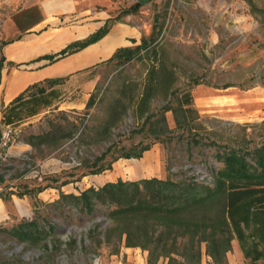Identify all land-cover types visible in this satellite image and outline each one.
Returning <instances> with one entry per match:
<instances>
[{
	"label": "rangeland",
	"instance_id": "rangeland-1",
	"mask_svg": "<svg viewBox=\"0 0 264 264\" xmlns=\"http://www.w3.org/2000/svg\"><path fill=\"white\" fill-rule=\"evenodd\" d=\"M50 1L0 0V87L5 71L18 65L6 59V42L50 27L75 29L99 22L100 27L117 28L126 24L137 30L130 47L149 37L154 27L156 40L150 47L155 45L157 52L143 50V58L124 64L105 60L30 89L29 94L40 89L55 91L46 97L49 107L15 124L18 137L0 145V227L10 228L23 217L40 214L54 225L55 232L45 246L44 242L30 246L0 232V264H167L163 258L149 262L147 250L118 242L110 231L113 221L107 217V208L97 206L87 214L57 200L61 192L79 194L89 186L119 178L176 179L195 174L204 179L208 178L205 159L219 165L213 159L214 148L189 145L186 138L175 135L167 142L151 144L140 158L119 157L111 169L90 173L150 142L146 133L132 130L139 126L135 109L147 71L159 58L175 65L178 84L191 77L202 81L192 88L193 102L203 127L217 144L245 140L251 147L264 143V0H150L145 4L138 0H60L70 4V11L57 12L51 23L37 25L46 16ZM227 83L232 85L221 88ZM163 102L160 97L152 109ZM166 119L174 128L171 111L166 112ZM4 128L0 123V131ZM46 132L50 136L45 143L30 139ZM109 147L105 158L94 163ZM200 250V264H216L205 254L204 243ZM222 264H248L236 239ZM255 264H264V260Z\"/></svg>",
	"mask_w": 264,
	"mask_h": 264
},
{
	"label": "trees",
	"instance_id": "trees-1",
	"mask_svg": "<svg viewBox=\"0 0 264 264\" xmlns=\"http://www.w3.org/2000/svg\"><path fill=\"white\" fill-rule=\"evenodd\" d=\"M109 30V26L100 27L84 39L75 40L45 58L53 61L74 53L98 41ZM154 32L153 27L150 36L142 37L134 47L117 48L107 61L124 64L136 57L143 58L140 53L143 50L157 52L155 45L150 47L156 40ZM174 66L163 58L157 59L147 71L137 102L135 115L139 126L132 131L146 133L150 142L139 150L129 149L90 173L111 169L112 162L119 157L140 158L151 144L167 142L176 135L186 138L189 145L214 148L213 159L219 165L215 167L207 159L203 161L208 178L198 179L195 174H183L176 179L171 176L163 179L119 178L99 187L89 186L79 194L61 192L57 203L70 204L87 214L94 212L97 206L107 208V217L113 221L110 231L115 233L118 242L124 240L125 246L147 250L149 262L155 263L163 258L168 260L167 264H200V245L204 243L205 254L216 264H222L226 253L231 250V242L236 239L244 259L248 264H255L264 260V143L251 147L245 140L235 145L217 144L212 133L203 127L193 102L192 88L202 81L191 77L178 84ZM57 79L61 78L49 81ZM36 85L29 86L3 108L1 124L17 127L15 124L39 114L50 105L46 97L55 88L29 94ZM231 85L227 83L221 88ZM160 97L164 102L153 110L152 103ZM168 111L173 115L174 128L168 126ZM49 136L50 133L46 132L30 139L45 143ZM110 149L95 157L94 163L104 159ZM0 232L30 246L43 242L45 246L55 227L37 214L21 218L10 228L0 227Z\"/></svg>",
	"mask_w": 264,
	"mask_h": 264
},
{
	"label": "crops",
	"instance_id": "crops-1",
	"mask_svg": "<svg viewBox=\"0 0 264 264\" xmlns=\"http://www.w3.org/2000/svg\"><path fill=\"white\" fill-rule=\"evenodd\" d=\"M59 1L52 0L47 4L46 16L37 25L51 23V19L55 18L57 12L70 11V4ZM54 6L61 8L53 9ZM100 26L101 23L97 22L94 26L89 23L75 29L58 30V28L50 27L39 34L32 32L28 33L27 37L8 41L4 48L5 57L9 62L18 65L7 69L3 75L0 87V123L3 108L29 86L46 80L71 76L105 61L117 48L129 46L133 42L130 38H133L137 32L136 28L126 24L117 28L112 27L101 39L74 53L54 58L53 61L45 58L59 52L69 43L85 38ZM2 206L0 201V216Z\"/></svg>",
	"mask_w": 264,
	"mask_h": 264
},
{
	"label": "built area",
	"instance_id": "built-area-1",
	"mask_svg": "<svg viewBox=\"0 0 264 264\" xmlns=\"http://www.w3.org/2000/svg\"><path fill=\"white\" fill-rule=\"evenodd\" d=\"M20 130L18 127L7 126L0 134V145L5 146L10 141L18 137Z\"/></svg>",
	"mask_w": 264,
	"mask_h": 264
},
{
	"label": "water",
	"instance_id": "water-1",
	"mask_svg": "<svg viewBox=\"0 0 264 264\" xmlns=\"http://www.w3.org/2000/svg\"><path fill=\"white\" fill-rule=\"evenodd\" d=\"M150 0H138V2L140 3V4H145V3H147V2H149Z\"/></svg>",
	"mask_w": 264,
	"mask_h": 264
}]
</instances>
